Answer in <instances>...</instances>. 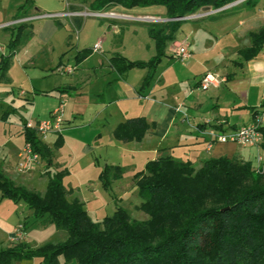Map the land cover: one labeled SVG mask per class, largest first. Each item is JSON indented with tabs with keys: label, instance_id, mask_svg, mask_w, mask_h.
<instances>
[{
	"label": "trees",
	"instance_id": "trees-1",
	"mask_svg": "<svg viewBox=\"0 0 264 264\" xmlns=\"http://www.w3.org/2000/svg\"><path fill=\"white\" fill-rule=\"evenodd\" d=\"M235 0H92V11L109 6L126 9L160 6L168 20L145 22L156 55L148 61L129 60L119 53L109 58V66L120 79L134 67L147 68L138 91L149 86L168 42L175 40L180 17L200 8H219ZM257 0H244L242 7L252 8ZM227 12L224 10L223 12ZM227 14V13H226ZM22 15L18 17H22ZM216 17V16H215ZM213 17V18H215ZM77 19L75 25L79 26ZM251 44L238 50L244 59L253 58L264 43V24L250 33ZM9 42L14 51L17 37ZM93 51L81 49L75 61L80 62ZM8 56L0 59V70ZM55 90H68V86ZM39 93L47 95L48 91ZM144 117H132L119 123L113 137L123 142L139 141L153 127ZM24 142L47 165L53 152L40 140L35 129L23 126ZM62 144L57 136L53 148ZM124 167L104 164L98 178L110 192L113 180L122 177ZM67 170H46L44 191L27 188L0 171V202L24 201L32 210L34 221L49 223L67 232L63 241L47 242L31 248L21 241L0 248V264L40 258L39 264H58V257L75 264H264V170L254 169L248 161L226 156L210 157L194 168L190 160L171 155L146 162L133 174L141 198L138 209L147 214L136 220L127 209L117 205L100 221L93 220L76 197L67 198L63 178ZM23 225V224H22Z\"/></svg>",
	"mask_w": 264,
	"mask_h": 264
},
{
	"label": "crops",
	"instance_id": "crops-1",
	"mask_svg": "<svg viewBox=\"0 0 264 264\" xmlns=\"http://www.w3.org/2000/svg\"><path fill=\"white\" fill-rule=\"evenodd\" d=\"M73 5L69 4L68 9L75 11V9H71ZM139 9L164 10L160 6L131 9L112 6L111 8L114 12L127 14ZM26 11L23 12L22 17H35L26 22H37L36 33L32 31L31 37L38 36L42 41H48L57 30V27L50 20L52 18L42 19L43 17H39L44 12L41 13L37 5L30 12ZM229 15L239 16L235 28H230L229 31V37L233 38L230 39L235 40L233 47L231 43L228 45L227 42L222 43L219 40L222 36L219 35L220 29L216 25L214 29L210 26L206 28V25L195 27L190 29L181 39V42L186 45L190 52L189 58L194 54L192 49L195 47L199 55L209 52L199 46L202 39L208 36L206 31L216 41L213 53L207 54L204 60L199 59V66H193L191 81L184 93L179 91V88L169 89V85L176 81V78L169 80V75L159 78L160 87L154 85L152 80L147 88L138 91L145 73L143 72L138 79H135L137 75L132 77L129 74L124 79H120L118 73L109 66V58L112 55L103 54L104 50H101L103 41L99 38L93 45L100 41V47L92 52L102 54L103 58L88 66L84 74H80L84 72L81 65L87 58L76 62L69 55L68 61L62 62V65L73 67L71 73L73 75L75 73V75L70 84L55 86L52 90H41L48 91L47 95L34 91L31 92V98H28L33 110L31 117L27 120L49 119L54 110L61 108V118L64 124H62L61 132L56 135L52 134L53 137L49 139V144L46 143L51 148L53 156L49 165L44 161L40 163L42 167H46L45 171L52 172V166H55L56 170L65 168L68 171L69 162L60 159L62 155L70 157L74 152L76 158L78 152H82L85 156L100 150L107 154L104 158L105 164L118 165L124 168L132 167L135 169L134 173L143 169L149 160L166 155L183 161L190 160L194 168H198L202 161L207 158L226 156L239 161H248L254 169L259 168L263 171L264 145L260 147L243 146L232 141H218L215 137V134H227L250 122L253 118V112L264 104V43L260 51L251 59L244 60L238 54V50L250 46V33L256 32L264 24V9L258 12L254 7H243ZM107 18L110 19V26L114 29L113 34L119 36L121 29L116 28L117 26L113 22L116 18ZM77 19L80 18L73 17L72 22L76 23ZM212 19L217 21L216 18ZM176 40L177 35L174 41ZM111 49L112 52L109 53H119L125 56L121 52L122 43L120 40L118 43L112 44ZM93 73H96V78H99V83L97 81L99 87L94 90L90 85V78ZM206 73L217 75L219 82L216 86H210L203 90L199 87V80ZM66 86H68V90H55L56 87L63 88ZM35 100H39V102L36 103ZM139 116L154 124L153 127L146 130L141 140L123 142L113 137V130L119 123L128 118ZM262 124L264 127V119ZM67 130L70 133L75 132L74 130L80 131L71 137L70 133L69 135L65 133ZM88 133L91 141L82 145L81 137L86 139ZM58 135L62 138V144L55 149L53 143ZM77 142L79 143L77 144ZM13 149V153L15 152L17 155L20 149L17 147ZM259 157L260 160H258ZM44 177H46V173ZM63 184L65 189L71 193L81 191L79 185L67 181L66 176L63 178ZM85 185H89V183ZM3 202L4 200L0 202V206ZM12 211L0 207L1 223L12 218L9 216ZM15 211L17 210L15 209ZM28 222L26 215L23 220L8 223L11 227L8 234L9 244L13 230L19 224H23L24 227L23 242L25 243H27V236L31 232L30 227L44 228L41 223H38L40 220ZM47 224V227L52 226V224ZM62 234L59 241L65 240V233ZM9 244L6 247L10 246ZM40 260L39 258V263ZM72 263L75 264L73 261H65L62 256L58 257V264Z\"/></svg>",
	"mask_w": 264,
	"mask_h": 264
},
{
	"label": "rangeland",
	"instance_id": "rangeland-1",
	"mask_svg": "<svg viewBox=\"0 0 264 264\" xmlns=\"http://www.w3.org/2000/svg\"><path fill=\"white\" fill-rule=\"evenodd\" d=\"M91 1L92 0H0V59L3 56H8L6 67L0 70V171L18 180L17 183L27 188L42 192L45 190L47 184V177H44L46 167H42L40 164L43 162L41 158L30 170L26 172L16 171L18 153L24 143V140H22L23 126L27 118L31 117L33 110V107L28 101V98H31V92L52 90L55 86L69 85L75 73L73 75L72 73L60 72L57 71V67L62 65V62H67V58L70 57L69 55L75 60L77 51L81 49H90L98 38L103 41L101 50H104V55H112L113 53H109L112 52L111 45L118 43V40H120L122 43L121 52L125 57L127 56L126 58L129 60L148 61L156 55V48L153 40L148 36L145 24L146 21H143L145 19L140 17L148 15L155 16L159 20L154 22L172 20L171 18H167L164 14V10L161 9H139L132 11L131 14L122 13L128 16V18H119L109 15L108 17L116 18L113 22H115L116 28L121 29V34L117 36V34H113L112 32L114 29L110 26V19L107 17L85 14L92 11L90 7ZM243 1L244 0H235L225 4L219 7L222 9L217 12H213V10L217 8H200L192 14L183 16L185 17L183 19L186 21L181 24L176 33V42L183 44L181 39L190 29L198 26L203 27L205 25L206 28L210 26L214 29L216 25L220 29L218 31L220 32L219 35L222 36L218 39L222 43L227 42L228 45L231 43L233 47L235 40H231L233 38L229 37V31L230 28H235L239 16H232L229 14L237 9L243 8L241 6ZM263 1L264 0H257L253 6L258 12L264 9ZM69 4H74L71 6V9H75V11L79 12V15H81L76 16L81 19L80 25L76 26L75 23L72 22L73 16L50 19L57 27V30L48 40L49 43L48 41H42L38 36L35 38L31 37L32 31L36 33L37 29V22H26V20L29 21L32 19L31 16L18 17L22 15L25 10H27L26 12H30L36 5L39 6L41 13L71 11L68 9ZM224 6H226V8H223ZM111 8L112 6L105 7L102 11L105 10L109 14V12H114ZM224 10H227V12H223ZM198 14H202V16L195 19H188V16ZM130 16L133 18H129ZM210 16L212 17L210 18ZM213 17H215L217 21L212 19ZM42 19H48V17H43ZM194 23L195 25H193ZM197 23L199 24L196 25ZM206 35L208 36L202 39L199 46H201L203 50L206 49V51L208 50L209 52H204L199 55L194 46L195 49H192L194 54H192L191 58L185 60L171 56L173 55V46L171 41L168 42L165 48V55L161 56L152 76V80L155 83L154 85L160 87L159 78L162 76L168 77L169 75V80L176 78V81H172L173 83L168 82L172 83L169 85V89L179 88V91L184 93L191 81L193 66H199V59L204 60L207 54L213 53L216 41L209 36L207 31ZM16 37L17 43L14 51L9 53V42H11L10 40L12 38ZM86 58L87 60L81 65L84 72L80 74H84L86 72L85 69L91 66L96 60L99 61V59H102L103 55L91 52ZM143 72L145 73L144 75H146L148 69L134 67L131 68L126 75L129 74L132 75V77L137 75L135 79H138ZM77 73L79 74V72ZM97 74L100 73L97 72ZM96 76V73H93L90 78V85L93 90L99 87V78H96ZM35 102L38 103L39 100H35ZM33 121H35V123L38 122L34 119ZM62 124L64 123L61 118L59 130L49 133L48 137L44 140L45 143L49 144V139L53 137L52 134L56 135L61 132ZM80 130L83 129L80 128ZM80 130H74L75 132L71 133L67 130L65 133L67 135L70 133L71 137H73V135H76V132ZM82 138L83 137H81L82 145L85 142L91 141L89 133L86 134V139ZM78 143L79 142H77V144ZM14 147L20 149L17 155L15 152L13 153ZM105 153V151L100 150L94 151L92 155L88 154L83 156L82 152H78V157L75 158L73 152L70 157L67 155H62L60 157V159L69 162V165L67 164L68 171L65 175L67 181H71L81 188V191L77 193L67 191V198L72 199L76 197L83 201L85 209L95 221H100L105 215L111 214L117 205L127 209L133 219L145 220L147 214L137 208L141 202V198L134 184V168H124L122 177L113 180L110 192L103 189L101 181L98 178V173L105 164L104 158L107 155ZM108 154L110 153L108 152ZM51 170L55 171V166H52ZM87 183H89V185H85ZM0 207L4 210L9 209L12 211L13 209L12 214L9 215L12 217L10 220L7 222L3 221L2 223L0 221V248H4L9 244L8 234L11 227L8 223L11 221L16 222L23 220L26 215L29 220L28 223H31L34 218L31 214L32 210L28 208L24 201L14 203L9 199H4ZM15 209L17 211H15ZM46 224L47 223H41L44 227L43 229L37 226L29 228L31 230L30 234L27 236V244L29 246L35 248V246H40L47 242H60L59 240L61 235H63L62 233H65V239L67 238L66 231H57L53 225L47 227L48 224ZM23 239L19 241L11 240L9 245L21 242ZM16 263L39 264V258L20 260L15 262V264Z\"/></svg>",
	"mask_w": 264,
	"mask_h": 264
},
{
	"label": "built area",
	"instance_id": "built-area-1",
	"mask_svg": "<svg viewBox=\"0 0 264 264\" xmlns=\"http://www.w3.org/2000/svg\"><path fill=\"white\" fill-rule=\"evenodd\" d=\"M223 8H226V6H224ZM221 9L222 8L214 9L213 12H217ZM85 14L90 16H97V17H108L109 15H113L119 18H128V16L122 13L119 14L115 12H109L108 14L106 11H102V10L91 11ZM65 16L76 17L81 15H79V12L76 11H60L54 13H43L39 17L57 18V17H65ZM201 16L202 14L190 15L188 16V19H193V18L195 19ZM129 18H133V17L130 16ZM140 18L145 19L143 21L146 22H154L156 20H159L155 16H151V15L143 16ZM183 18L185 17H180L178 19H183ZM172 46H173L172 51L174 57L179 58L181 60H185L190 57V52L188 51L186 45L174 41L172 42ZM99 47H100V41H97L92 48L93 50H97ZM57 71L71 73L73 71V67L69 65H60L57 67ZM218 82L219 80L217 75H214L212 73H206L199 80V87L204 90L209 88L210 86H216ZM263 119H264V104L260 105L253 112V118L250 122L239 126L235 130L227 134H223V133L215 134L216 140L232 141L243 146H248V145L258 146V147L263 146L264 145V127L262 124ZM60 121H61V108H58L53 111L49 119L39 120L37 123H35V121L33 120H27L25 122V125L28 128L35 129L38 138L44 141L48 137L49 133L56 132L59 130ZM38 160H39V155L33 152L29 143L24 142L20 152L18 153V162L16 163V171L26 172L30 170L37 163ZM258 160H260V157L258 158ZM24 236H25L24 227L22 224H19L13 230L11 240L19 241L23 239Z\"/></svg>",
	"mask_w": 264,
	"mask_h": 264
}]
</instances>
